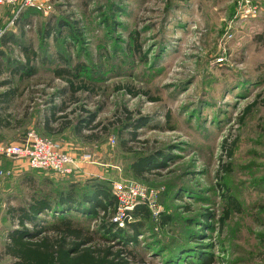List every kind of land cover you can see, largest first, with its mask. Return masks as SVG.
Returning <instances> with one entry per match:
<instances>
[{"label": "rangeland", "instance_id": "rangeland-1", "mask_svg": "<svg viewBox=\"0 0 264 264\" xmlns=\"http://www.w3.org/2000/svg\"><path fill=\"white\" fill-rule=\"evenodd\" d=\"M52 2L48 16L0 7V40L1 33L12 37L3 48L10 63L0 76L1 85L8 83L0 95L14 91L0 104V140L18 142L34 131L80 160L91 155L103 179L136 181L155 194L159 215L138 225V241L128 248L137 256L133 264L199 261V252L212 264H264L263 102L238 124L247 105L262 101L264 0ZM248 5L256 12L247 13ZM24 47L35 53L30 77L16 72ZM83 65L81 78L56 75ZM226 138L237 139V146L233 172L220 180L229 161L222 156ZM143 157L150 170L136 178L131 167ZM91 178L82 166L60 177L0 159V187L14 205L39 185L54 189ZM227 192L241 208L219 230ZM208 214L214 217L205 230ZM166 216L170 222L162 223ZM90 223L93 230L99 225ZM6 241L0 232V250Z\"/></svg>", "mask_w": 264, "mask_h": 264}, {"label": "trees", "instance_id": "trees-1", "mask_svg": "<svg viewBox=\"0 0 264 264\" xmlns=\"http://www.w3.org/2000/svg\"><path fill=\"white\" fill-rule=\"evenodd\" d=\"M24 12L42 15L33 9H27ZM24 14L15 21L16 26H19V21ZM26 25H30V23L27 21L24 26ZM11 39L12 37L5 33L0 40L2 46V50L0 49V76L4 73L5 63H10L3 48ZM21 50L24 53V61H19V69L16 72L21 71L23 76L30 77L34 73L31 58L35 53L31 55L26 47L21 48ZM86 69L87 67L84 65L71 70L61 69L56 71V75L67 80H70L68 78L78 79L86 73ZM66 75L68 77H65ZM7 84L2 83L0 86H7ZM70 85L73 87L72 80ZM13 96V89L1 94L0 104L9 103ZM259 98H262V101L256 99L245 107L243 114L238 119L239 125L243 124L245 118L253 112L256 106L260 105L261 102L264 104V91L259 95ZM57 108L54 109L53 117L65 109L64 106ZM54 120L57 121L58 119L54 118ZM92 120L93 116L89 119L90 124L93 122ZM85 121L83 119L78 121L74 128L75 134L81 132L82 129L80 128ZM46 122L45 128L48 129V121ZM1 123L2 121H0ZM6 126L9 127L10 125ZM0 143L9 142L0 140ZM236 146L237 139L229 141L226 138L223 140L221 145L222 156H226L229 161L222 166L223 170L219 171V174L222 172L220 180H223V175L233 172L231 160L234 158ZM148 160L149 158L143 157L132 165L131 168L136 178L143 176L146 170H150ZM31 171L44 172L32 169ZM111 182L109 179L96 177L88 179L84 183H63L54 189L44 188L40 185L37 189L31 188L32 192L27 201L8 206V216L12 223L17 221L19 227H3L7 241L0 250V261L8 259L9 264H133V260L137 256L128 248L138 241L142 228L138 225L141 222L152 221V211L146 203H141L131 212L132 221L127 223L125 227H120L114 223L112 217L116 211L117 198ZM228 193L224 196L228 206L224 216L219 219V230L224 228L231 212H239L241 208L238 200ZM46 215L51 216L52 221L43 219V216ZM213 217L210 214L207 215L204 222L205 230L208 228L206 226H209L208 221ZM87 221L89 224L91 221H99V225L93 230L90 225H86ZM169 222V216H166V219L162 221V223ZM201 230L200 233L204 231V228ZM191 245L196 246L193 243ZM168 251L174 253L175 249L169 247ZM204 257L199 252V261L186 256L181 257L177 262L175 261V264H212L210 259ZM164 264H174V262L169 259Z\"/></svg>", "mask_w": 264, "mask_h": 264}, {"label": "built area", "instance_id": "built-area-1", "mask_svg": "<svg viewBox=\"0 0 264 264\" xmlns=\"http://www.w3.org/2000/svg\"><path fill=\"white\" fill-rule=\"evenodd\" d=\"M12 6L18 13L33 9L38 13L48 16L53 11L52 0H0V7ZM247 13H255L257 7L247 6ZM3 33H1L2 37ZM112 145L116 139L111 140ZM0 157L26 162L29 169L44 171L60 177H69L76 173L81 164L92 163V156L85 154L82 159L66 151L61 142L41 137L32 131L25 135L19 142L0 143ZM113 192L117 198V206L112 221L120 227H125L132 221L131 212L146 203L153 215L157 217L155 194H148L142 185L136 181L113 180Z\"/></svg>", "mask_w": 264, "mask_h": 264}, {"label": "crops", "instance_id": "crops-1", "mask_svg": "<svg viewBox=\"0 0 264 264\" xmlns=\"http://www.w3.org/2000/svg\"><path fill=\"white\" fill-rule=\"evenodd\" d=\"M66 151H67V149H66ZM16 161H21V160H16ZM21 162H24V161H21ZM24 163H26V162H24ZM92 163L81 164L80 166H82V168L85 169V172H92L96 177H99L102 179L104 177H106V173H105L104 169L97 167V166H94V164H92ZM4 193L5 192H3V189H1V187H0V232L2 235L4 234V228L3 227H19L17 224V221H14V223H12L10 217L7 214L8 206L10 204L14 205V203L12 202V200L8 199V197H7L8 195H6V193L5 194Z\"/></svg>", "mask_w": 264, "mask_h": 264}]
</instances>
